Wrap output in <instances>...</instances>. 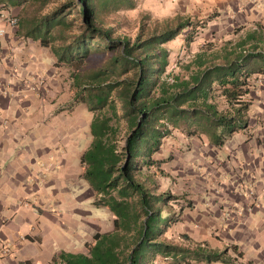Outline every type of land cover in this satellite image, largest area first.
<instances>
[{
    "label": "trees",
    "instance_id": "16d2710c",
    "mask_svg": "<svg viewBox=\"0 0 264 264\" xmlns=\"http://www.w3.org/2000/svg\"><path fill=\"white\" fill-rule=\"evenodd\" d=\"M0 1L18 5L25 0ZM135 5V0H70L34 19L27 31L42 46L57 37L59 42L53 47L57 59L76 67L92 50L112 52L102 65L76 77V100L93 113L92 139L80 156L81 177L95 193L93 205L111 212L113 228L96 232L92 242H85L87 252L61 251L53 264H154L158 254L171 255L173 264H191L190 260H221L226 252H210L201 244L189 249L155 240L163 229L156 222L159 211L154 203L175 197L153 194L136 179V172L141 165L156 162L153 155L173 128L185 129L188 135L207 133L212 139L213 129L220 128L214 139L220 145L246 126L243 112L248 103L242 96L248 93L247 70L242 75L239 71L247 66V56L207 64L197 53L187 65L193 67L187 78L172 75L168 81L169 50L164 44L191 23L177 16L174 24L165 20L158 32L145 33L142 26L133 40L116 35L106 18ZM74 9L78 10L73 13ZM76 18L80 19L77 23ZM192 40L188 34L187 43ZM251 56L264 60L261 53ZM215 85L227 102L224 110L211 101Z\"/></svg>",
    "mask_w": 264,
    "mask_h": 264
},
{
    "label": "crops",
    "instance_id": "0c3cea01",
    "mask_svg": "<svg viewBox=\"0 0 264 264\" xmlns=\"http://www.w3.org/2000/svg\"><path fill=\"white\" fill-rule=\"evenodd\" d=\"M214 1L252 20H247L252 27L234 46L219 53H200L207 64L247 56V66L239 71L242 75L247 70L248 93L242 96L248 103L243 112L247 121L229 136L231 156L239 169H206L215 171L223 190L214 196L206 194L199 214L190 213L185 233L207 251L226 250L221 260L199 264H264V63L251 56L261 53L264 57V0L247 6L244 0ZM175 2L188 9L201 4V0ZM15 8L0 1V10L8 15L14 16ZM166 11L169 15L179 12L167 7ZM0 27L6 29L0 36V264H53L61 251L83 252L74 251L81 239L80 223L85 222H79L75 214L81 209L74 186L79 182L80 156L92 136L88 133L80 150L79 120L68 132L62 129L69 120L63 118L56 88L40 84L42 79L48 81L47 47L31 36L21 39L15 27L3 20ZM244 48L256 50L246 55L240 50ZM78 103L72 102V112ZM49 203L57 207L50 214L43 208ZM92 220L99 223V218ZM98 227L101 230L100 223Z\"/></svg>",
    "mask_w": 264,
    "mask_h": 264
},
{
    "label": "rangeland",
    "instance_id": "374dc122",
    "mask_svg": "<svg viewBox=\"0 0 264 264\" xmlns=\"http://www.w3.org/2000/svg\"><path fill=\"white\" fill-rule=\"evenodd\" d=\"M68 1L70 0L23 1L16 5V12L13 13L14 17L17 18L14 31L19 32L21 39L26 40L27 31L31 28L34 19H38L39 16ZM75 1L78 3V0ZM244 2L247 6L246 3L252 4L254 0H244ZM135 3V7L112 12L106 18L107 23L116 28V35L126 36L133 40L142 26L145 33L153 30L158 32L162 30L165 20H170L171 24H174L177 16L188 19L191 23V26L184 28L177 37L164 44L169 50V63L165 74L168 81L172 80V75L187 76L190 72L187 65L195 58L197 53H219L224 47L230 48L243 37L248 27H252V25L247 24V20H251V18H248L249 16L238 15L232 9H222L216 5L214 0H201V4L189 9L187 7L183 8V5L182 8L177 7L175 0H135ZM76 6L78 7V5ZM166 7L168 11L177 8L179 12L175 15H169ZM163 9L165 12L161 14ZM77 10L74 9L73 13ZM181 10L183 13H180ZM79 18H76L75 23L80 20ZM2 20L7 24L5 19ZM56 34L55 31H51V35L55 36ZM188 34L193 37V40L189 43L186 41ZM50 40V44L44 46L47 47L46 50L50 54L44 61L48 70V81L42 79L40 84L43 85L46 82L47 86L56 88L58 98L60 97L58 102L62 103L63 106V111H61L64 113L63 118L69 120L62 129L68 132L72 128V123L79 120V148L82 150L86 146V136L90 133L88 127L93 113L81 101H79L73 112L70 108L72 102H76L78 90L76 77L83 76L84 73L102 65L112 52L102 49L92 50L84 63L76 67L74 63L57 59L53 47L59 41L57 37L50 38ZM255 50L243 49L245 53L255 52ZM254 61L264 63V60ZM256 80L258 84L261 83V79ZM31 82L39 84L35 78H31ZM211 95V101L216 103L219 110L227 108V102L217 85H215ZM49 100H54L53 96H50ZM244 101L247 102V100ZM213 131L212 137L216 139L215 136L221 133V129L215 128ZM214 139L210 138L207 133L188 135L185 129L173 128L162 139L158 152L153 155L156 162L151 166L141 165L140 170L136 172V179L144 183L153 194L159 195V197L168 195L175 197L154 203V209L159 211V218L156 222L163 229L161 235L156 237L155 240L174 243L189 249H193L199 243L185 233V224L189 223L187 219L192 212L193 216L199 214L202 199L209 194L214 196V193L223 190L221 182H217L215 171L208 170L207 172L206 169H239L237 168L239 163L235 162V159L231 156L232 143H230L229 136L225 137L220 145L216 144ZM81 173L82 167L80 165L79 182L74 188L79 191L81 210L76 211L75 214L76 217H79V222H85L80 223L81 239L74 251L87 252L85 242H92L90 233L93 230H99V223L101 224V230H99L101 233L109 227L112 230L113 216L106 207L93 205L95 193L81 177ZM201 180L205 184L202 185ZM210 190L212 193H210ZM34 207L38 206L34 204ZM43 208L49 214L50 211L57 209L52 203L46 204ZM94 217L99 218V223L93 222ZM73 224L76 225L75 222ZM192 239L195 242H191ZM173 261L171 255L158 254L155 256L153 263L173 264ZM190 263L199 264L194 260H190ZM180 264L185 263L181 262Z\"/></svg>",
    "mask_w": 264,
    "mask_h": 264
},
{
    "label": "built area",
    "instance_id": "2783aa9c",
    "mask_svg": "<svg viewBox=\"0 0 264 264\" xmlns=\"http://www.w3.org/2000/svg\"><path fill=\"white\" fill-rule=\"evenodd\" d=\"M5 19L9 27H15L17 24V18L14 16H8L7 12L0 10V20ZM6 33L5 27H0V36Z\"/></svg>",
    "mask_w": 264,
    "mask_h": 264
}]
</instances>
